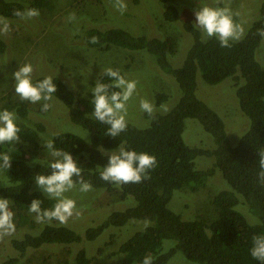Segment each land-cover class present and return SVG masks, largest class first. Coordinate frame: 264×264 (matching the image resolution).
Returning a JSON list of instances; mask_svg holds the SVG:
<instances>
[{
	"label": "trees",
	"instance_id": "obj_1",
	"mask_svg": "<svg viewBox=\"0 0 264 264\" xmlns=\"http://www.w3.org/2000/svg\"><path fill=\"white\" fill-rule=\"evenodd\" d=\"M159 1L164 6L163 17L166 21L180 19L172 0ZM25 8H37L40 12L49 11L52 5L50 0H29L27 5L0 0V16L7 19H19L13 15L14 10ZM184 29L192 36V43L178 68H173L168 60L176 51L174 40L133 36L119 28L90 29L83 34V41L92 49L109 50L111 46H117L152 55L159 68L173 77L178 85V100L166 114L151 117L145 114L150 120L147 128L138 129L127 123V130L114 138L107 135L109 126L92 115V93L76 97L63 82L52 78L57 86L53 97L67 108L70 122L86 130L90 136V141L86 142L73 133H56L51 137L55 146L69 151L92 188L104 189L109 193L118 191L122 199L131 196L135 206L112 213L96 227L87 229L83 236L67 227L44 223L37 234L29 233L20 239H11L10 247L15 255L2 264H18L28 251L43 246L93 241L109 227H123L130 221H147L150 225L119 246L117 253L124 256L125 264H142L145 257H151L152 264H168L177 253L196 264H261L251 257L250 247L254 235L264 234V183L258 179L260 152L264 151V68L255 58L263 39L258 29H264V1L258 19L244 38L230 42L232 46L229 48L221 47L215 37L202 40L199 30L191 23L185 22ZM92 37H97L98 43H91ZM5 49L6 45L0 39V54ZM198 73L210 85L229 78L233 81L240 111L250 123L248 131L233 146L223 120L195 95ZM42 79L44 77L34 79L33 83ZM98 80L110 82V78L103 73ZM109 91L118 89L110 88ZM157 99L159 103L166 96L161 94ZM4 109L15 110L22 119L28 116L25 101L9 100ZM185 119H194L201 125L212 137L213 149L190 148L184 143L182 133ZM43 131V125L36 123L33 129H23L18 135L23 143L38 148L39 134ZM119 147L156 157L157 166L150 170L149 179L117 187L100 178V172L107 166L109 158L103 151ZM2 152H7L12 158L11 168L0 170L9 182L0 187V198L10 200V208L19 226L32 227L29 214H35L28 210L32 200L40 199L42 209L52 208L55 203L40 191H32L34 178L38 174L50 175L52 170L44 162L31 163L13 145H0ZM199 156L212 157V168L196 170L194 160ZM215 169L230 187V190L220 191L214 196L212 205L215 215L184 220L169 209L168 204L175 190L196 192L203 189ZM165 240L173 242L166 251L163 250ZM60 263L91 264V260L84 249H78L69 261Z\"/></svg>",
	"mask_w": 264,
	"mask_h": 264
},
{
	"label": "rangeland",
	"instance_id": "obj_2",
	"mask_svg": "<svg viewBox=\"0 0 264 264\" xmlns=\"http://www.w3.org/2000/svg\"><path fill=\"white\" fill-rule=\"evenodd\" d=\"M6 1H17L24 5L29 3V0ZM263 1L222 0V3L217 5L215 0H172L171 3L177 8L180 19L169 22L163 17L164 6L159 0H125L127 10L123 14L108 0H50L52 8L49 11H40L38 17L27 21L20 18L8 19L12 30L7 35H0V39L6 45L5 52L0 54V111L4 110L9 100L12 102L21 100L15 94L13 73L24 64H32L33 80L49 76L56 78L76 97H84L92 93L91 88L95 86L99 75L104 69L112 68L119 69L126 79L138 82L136 93L128 102L126 120L138 129H145L149 126L150 120L145 117L147 113L140 109V101L147 99L153 103V115L166 114L174 107L179 97V88L175 80L165 74L157 65L155 58L145 51H131L117 46H111L109 50L92 49L86 46L82 38L83 34L90 29L119 28L133 36L174 40L176 51L168 60L173 68H178L182 65L192 43V36L184 29V23L188 22L194 26L195 12L201 7L230 8L236 14L233 17L234 21L243 28L241 37L243 39L258 19ZM72 14L75 15V19L69 20ZM197 29L202 40L209 39L199 28ZM255 58L264 68V38L256 50ZM161 94L165 95L166 99L158 103L157 97ZM195 95L223 120L232 146L248 131L250 123L240 111L232 79L210 85L198 73ZM25 102L28 116L22 119L16 114L18 127L21 130L33 129L36 123L44 127V131L39 134L38 148L21 140L13 145L21 150L31 163L40 161L48 164L54 159L44 145L56 133H73L86 142L90 141L86 130L70 122L68 110L59 99L52 96L47 102L51 104V108L46 112L41 111L43 101L36 104ZM11 111L15 112V110ZM182 139L190 148L204 150L214 148L212 137L194 119L184 120ZM113 151H119V148L103 153L110 155ZM213 163L212 157L199 156L194 160L195 169L201 171L212 168ZM8 184L7 178L0 172V187ZM223 190H230V187L221 173L215 169L203 189L196 192L188 189L175 190L168 207L184 220L210 218L215 215L212 200ZM32 191L41 192L36 183L33 184ZM65 195L76 201L81 215L70 218L64 224L58 221L48 224L67 227L81 236L87 229L96 227L112 213L122 212L135 206V200L131 196L122 199L118 191L109 193L100 188H92L87 193L74 190ZM239 199L242 200V197L239 196ZM29 216L32 227L19 226L14 217L15 233L0 241V264L15 255L10 247L11 239H20L29 233L37 234L43 227L44 223H37L33 214ZM145 222L130 221L123 227H109L93 241L82 240L78 244L43 246L38 250H30L18 264H61L60 261H69L78 249L86 251L91 264H125L124 256L117 253V250L134 233L142 231ZM172 243L168 240L163 241V250L166 251ZM168 264L196 263L185 260L177 253Z\"/></svg>",
	"mask_w": 264,
	"mask_h": 264
},
{
	"label": "clouds",
	"instance_id": "obj_3",
	"mask_svg": "<svg viewBox=\"0 0 264 264\" xmlns=\"http://www.w3.org/2000/svg\"><path fill=\"white\" fill-rule=\"evenodd\" d=\"M113 7L123 14L127 10L125 0H111ZM217 5L222 0H215ZM13 15L21 20H31L40 15L37 8L16 9ZM234 14L228 7L204 6L195 12V27L199 28L208 38L218 39L221 47L229 48L230 42L239 41L243 35V28L234 21ZM75 15L69 16L74 20ZM10 21L0 16V35H7L11 32ZM258 34L264 38V29H258ZM91 43H98L97 37L91 38ZM32 64H24L13 73L15 80V94L21 101H28L32 104L42 103L41 111H48L51 104L47 103L57 92V86L52 77H45L33 83ZM103 74L110 78L109 83L97 80L91 88L94 106L92 115L102 124L108 125L107 135L117 137L127 130L128 102L132 99L137 90V81L128 80L121 74L119 69L106 68ZM118 91H109V89ZM140 109L150 117L154 114V105L147 99L140 101ZM17 115L14 111L4 109L0 111V145H14L20 142L21 132L17 125ZM44 147L54 158L48 163L51 174H38L35 176V183L48 199L55 201L52 208L42 209L40 199H33L28 210L35 214L37 223H51L58 221L61 224L67 223L72 217H79L81 210L77 208L76 201L66 196L74 190L80 193H87L92 190V184L86 181L82 175V168L79 167L69 151L57 148L55 142L49 139ZM11 156L7 152L0 153V170L11 168ZM157 166V159L154 155L135 150H125L119 147V151H113L108 158V164L100 172V178L105 182L114 184L117 187L128 183H141L150 178V170ZM260 171L258 179L264 183V151L260 152ZM10 200L0 198V241L6 236H11L16 231L14 213L10 208ZM149 222H145V227ZM250 255L254 260L264 264V234L254 235L251 241ZM142 264H152L151 257H145Z\"/></svg>",
	"mask_w": 264,
	"mask_h": 264
}]
</instances>
